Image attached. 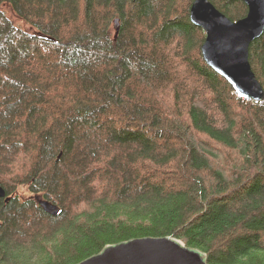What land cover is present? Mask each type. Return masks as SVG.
<instances>
[{"label": "trees", "instance_id": "16d2710c", "mask_svg": "<svg viewBox=\"0 0 264 264\" xmlns=\"http://www.w3.org/2000/svg\"><path fill=\"white\" fill-rule=\"evenodd\" d=\"M193 1L0 0V264L164 236L264 264V99L206 63ZM249 58L264 86V34Z\"/></svg>", "mask_w": 264, "mask_h": 264}, {"label": "water", "instance_id": "95a60500", "mask_svg": "<svg viewBox=\"0 0 264 264\" xmlns=\"http://www.w3.org/2000/svg\"><path fill=\"white\" fill-rule=\"evenodd\" d=\"M247 14L232 20L210 0H194L191 21L206 32L201 50L206 63L228 80L238 96L255 101L264 99V86L254 72L251 43L264 34V0H241ZM116 29L118 31V23ZM0 186V198L6 195ZM45 211L58 214L55 203L40 199ZM75 264H210L206 253L171 237H141L106 246L101 252Z\"/></svg>", "mask_w": 264, "mask_h": 264}, {"label": "rangeland", "instance_id": "374dc122", "mask_svg": "<svg viewBox=\"0 0 264 264\" xmlns=\"http://www.w3.org/2000/svg\"><path fill=\"white\" fill-rule=\"evenodd\" d=\"M25 187H22V188H19V190L17 191V193L16 194H18V196H20L21 194H24L25 196H31L32 195V193L31 192H28V191H25ZM11 196L12 195H9L7 192H6V195L5 196H3V197H1L0 198V204H1V201H8L10 198H11ZM41 198L40 197H38V200H40ZM44 199V198H43ZM38 203H39V201H38ZM40 204V203H39ZM40 206H42L41 204H40ZM60 211V210H59ZM47 212V211H46ZM59 213V212H58ZM180 240V239H179ZM184 243V242H183ZM185 244V243H184Z\"/></svg>", "mask_w": 264, "mask_h": 264}]
</instances>
